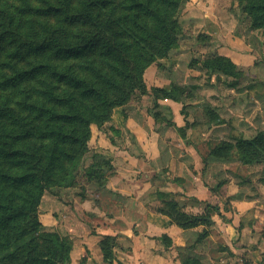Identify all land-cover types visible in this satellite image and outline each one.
Returning <instances> with one entry per match:
<instances>
[{
  "label": "trees",
  "instance_id": "trees-1",
  "mask_svg": "<svg viewBox=\"0 0 264 264\" xmlns=\"http://www.w3.org/2000/svg\"><path fill=\"white\" fill-rule=\"evenodd\" d=\"M184 1L24 0L23 11L18 5L9 11L8 2L0 0V53L7 56L0 60V93L15 89L25 97L22 101L13 94V99L0 100V264L71 262V238L57 230H42L38 209L43 195L51 186L74 182L78 163L89 151L92 124L110 121L114 109L127 104L137 90L146 93L147 67L178 46V15ZM240 1L254 27L264 30V0ZM37 17H55L60 24L45 25L42 32L36 27ZM46 51L64 63L37 58L26 67L19 65L27 56ZM204 66L212 74L235 77L232 86L244 75L224 55L205 59ZM79 67L91 74L80 73ZM153 92L157 99L175 101L189 95L187 86L176 83ZM155 114L156 120L174 126L185 138L188 124L179 127L162 113ZM210 118L217 121L219 116ZM234 138L209 143V156L262 164L264 182V131ZM112 169L111 159L99 158L86 175L101 179L105 187L103 178ZM238 176L241 182L247 180ZM161 204L157 210L183 228L211 222L207 209L194 214L175 200ZM162 237L172 244L167 234ZM98 245L103 259L115 264L117 237L106 234ZM183 264L202 263L185 256Z\"/></svg>",
  "mask_w": 264,
  "mask_h": 264
},
{
  "label": "crops",
  "instance_id": "crops-1",
  "mask_svg": "<svg viewBox=\"0 0 264 264\" xmlns=\"http://www.w3.org/2000/svg\"><path fill=\"white\" fill-rule=\"evenodd\" d=\"M215 32L226 45L237 50L242 49V46H237L238 36H227L220 28ZM232 58L238 69L245 72V69L239 68L240 63L236 57ZM174 82L186 86L183 82ZM235 89H231V92L234 93ZM250 89L251 86L248 91ZM262 92L263 88L261 91L256 87L253 95L257 96ZM214 94L215 92L209 93L213 107L218 105L215 97L212 98ZM191 98L188 95V100H184L186 97L182 101L170 98L163 100L185 102L183 105L186 106L199 102L198 98ZM200 102H206V99L203 98ZM158 103L162 106V100L158 99ZM229 105L221 102V107L217 110L219 119L209 120L204 126L195 124L189 113L183 111V117L176 113V117L171 119L177 126L184 127L188 124L185 138L174 126L162 122L158 123L157 133L151 134L147 131L140 136L142 143L139 154L126 146L120 147L118 143L109 147L112 152L113 171L117 174L109 179L105 187L113 198L110 209H107L109 212L105 213L102 201L96 203L94 199L87 200L85 206L92 203L94 211L100 215L99 222L103 224L98 227L99 233L114 235L119 242H132L133 249L129 248L126 256L117 254L120 260L124 259L126 264H135L130 258L136 255L140 258L138 264H183V258L190 256L198 258L202 264H264V182L260 173L263 165L243 164L239 160L224 161L209 156V143L216 140L234 141V137L239 136L251 138L257 131H264V118L260 115L253 117L245 114L246 110ZM117 125L124 127L119 122ZM151 130L154 131V128ZM214 130L221 131L216 134L217 137H212ZM161 131L166 132L167 136L164 132L160 134ZM158 143L162 144V149ZM214 166H217V176L213 175V180H209ZM255 171L257 177H251L250 174ZM225 172L237 177L240 175L247 180L234 183L228 179L226 184L221 185L223 178L220 176ZM245 188L248 191L245 192ZM163 200H175L194 214L207 209L212 216L211 222L183 228L169 215L153 208ZM131 201H137L142 208L140 217L131 216L128 209ZM226 204L229 209H225ZM104 221L107 222L106 225ZM194 233L198 234L196 240L191 239ZM201 233H205L204 236ZM163 234L172 239V244L161 248L157 238H162ZM200 238L207 245L197 247L195 243ZM225 252L236 257L238 263L228 261Z\"/></svg>",
  "mask_w": 264,
  "mask_h": 264
},
{
  "label": "rangeland",
  "instance_id": "rangeland-1",
  "mask_svg": "<svg viewBox=\"0 0 264 264\" xmlns=\"http://www.w3.org/2000/svg\"><path fill=\"white\" fill-rule=\"evenodd\" d=\"M5 1L8 2L7 9L9 11H16L15 7L13 8L14 5L22 6V11L26 8L24 0ZM31 1L34 3V0ZM243 6V2L240 0H185L180 7L178 15L180 22L178 46L172 49L167 57L159 58L147 67L144 73L147 85L146 93H141L137 90L127 104L114 109L113 118L110 121H104L102 126L92 124L89 151L78 163L74 182L72 184L68 182L67 185L51 186L45 192L38 209L39 219L43 225L42 230H57L71 238L73 242V258L70 263L66 264H81V259L84 257L86 258V263L84 264H110L103 259L98 245L99 240L105 235L98 232L100 230L98 227L103 222H99L101 218L94 211L93 204L90 203L85 206V203L88 202L87 200L92 199L96 203L102 201L101 205L105 213L109 212L107 209H110L113 198L105 187L108 185L109 179L117 174L112 171L107 178H103V182L106 181L104 187L101 179L94 176L88 177L86 173L87 169L92 167L97 159L112 158V152L109 148L111 145L118 143L120 147L126 146L135 154L141 153L140 145L142 141L140 136L142 134L145 135L147 131L151 134L159 131L158 123H161V120H156L155 114L159 112L163 116L166 115L169 119H174L176 113L183 117L184 111L189 113V117L195 124L204 126V123L208 124V121L211 120V115H219L217 111L221 107L219 104L226 102L230 104L229 107L235 106L234 108L246 110L245 114H251L253 117L260 115L261 118H264V30L263 28L254 27L252 16L244 10ZM24 13L26 14V12ZM58 24H60V20L55 17H37L36 19V27L42 32H44L45 25L55 26ZM217 28L222 29L227 36L231 34L238 36L237 38L239 39L237 40L239 42L237 46H242V49L237 50V48L226 45L225 41L219 39L217 34H215ZM219 55L230 58L236 57V60L240 63L239 68L245 69L244 75L238 79L236 86L230 84L235 81V77L212 74L205 68V59ZM92 57L99 56L95 55ZM37 58L51 60L59 64L64 63L63 58L55 56L51 51H46L42 54L27 56L19 62V65L26 67L30 61ZM3 59H7L5 51L0 53V60ZM84 64L88 65L89 63L84 62ZM78 70L82 74H91L88 68L79 67ZM174 81L185 83L188 88V94L192 97L191 100L198 98L199 102L186 106L183 105L185 102L173 103L169 100L164 101L163 98L159 97L158 99L162 100L161 106L155 97L153 88L171 87L175 83ZM61 86L63 87V85ZM250 86L252 89L248 91ZM256 87L260 88L261 91L263 88V92L254 96L253 90ZM233 88H236L234 93L231 92ZM211 92H215L212 98L215 97V102H218V105L214 107L209 96ZM13 94H16L19 100H22V96L24 97V94L13 89L0 93V100L6 97L13 99ZM203 98L206 99V102H200ZM184 100H188L187 96ZM208 111H210V115ZM117 122L124 125L125 128L118 127ZM151 128H154V131ZM163 132L159 133L162 134ZM212 132L213 137L221 131L214 130ZM163 134H166V132ZM128 138L129 140L127 141ZM156 143L157 141L154 142L155 146ZM160 145L162 144L158 143L159 147ZM162 147L160 148L162 149ZM216 169L217 166H214L211 170V177H208L209 180H213V175L217 176L218 172ZM250 175L256 178L257 172L255 171ZM220 177L231 179L234 183H241V179L233 174L231 175V173L229 175L225 172ZM115 179H117L116 176ZM244 190L245 192L248 191L246 188ZM98 194H100V198H98ZM161 207H163L162 204L153 206L156 209ZM128 209L133 218L141 216L142 208L137 204V201H131ZM104 223L105 225L107 224L106 221ZM197 236L198 234L194 233L191 239L196 240ZM157 239L161 248L170 245L163 237H158ZM201 240L203 239L200 238L195 243L197 247L207 245V242ZM129 248L133 249L132 242H119L117 240L115 264H119V261L122 264H126L123 262L125 261L124 259L120 260L118 258V255L126 256ZM225 256H227L228 261L238 263L237 258L233 257L231 253L225 252ZM178 257L179 254L177 255ZM157 258L159 259V256ZM130 259L135 264L140 261V258L136 255Z\"/></svg>",
  "mask_w": 264,
  "mask_h": 264
}]
</instances>
